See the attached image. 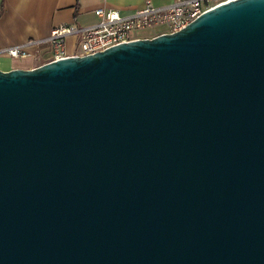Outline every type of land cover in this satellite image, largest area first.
Listing matches in <instances>:
<instances>
[{"label": "water", "instance_id": "water-1", "mask_svg": "<svg viewBox=\"0 0 264 264\" xmlns=\"http://www.w3.org/2000/svg\"><path fill=\"white\" fill-rule=\"evenodd\" d=\"M0 264H264V0L0 71Z\"/></svg>", "mask_w": 264, "mask_h": 264}, {"label": "built area", "instance_id": "built-area-1", "mask_svg": "<svg viewBox=\"0 0 264 264\" xmlns=\"http://www.w3.org/2000/svg\"><path fill=\"white\" fill-rule=\"evenodd\" d=\"M228 1L231 0H173L161 7L146 1L141 8L127 15L110 8H99L94 11L98 19L94 25H59L47 38L1 49L0 55L13 60L30 58L36 67L68 56L85 57L118 44L179 32L205 12ZM70 37L75 41L72 53L68 55L65 43ZM30 49L34 50L32 54Z\"/></svg>", "mask_w": 264, "mask_h": 264}, {"label": "crops", "instance_id": "crops-1", "mask_svg": "<svg viewBox=\"0 0 264 264\" xmlns=\"http://www.w3.org/2000/svg\"><path fill=\"white\" fill-rule=\"evenodd\" d=\"M146 1L161 7L173 0H0V50L29 40L45 39L59 25H94L98 21L94 14L96 9L110 8L127 15L141 8ZM74 41L73 37L66 39L68 55L72 53ZM29 52L32 54L34 50ZM33 63L30 58L13 60L0 55V71L32 69L36 67Z\"/></svg>", "mask_w": 264, "mask_h": 264}, {"label": "rangeland", "instance_id": "rangeland-1", "mask_svg": "<svg viewBox=\"0 0 264 264\" xmlns=\"http://www.w3.org/2000/svg\"><path fill=\"white\" fill-rule=\"evenodd\" d=\"M32 65H35L34 63Z\"/></svg>", "mask_w": 264, "mask_h": 264}]
</instances>
